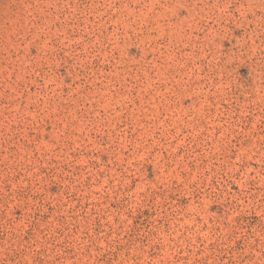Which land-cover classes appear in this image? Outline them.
Instances as JSON below:
<instances>
[{"label": "rangeland", "instance_id": "1", "mask_svg": "<svg viewBox=\"0 0 264 264\" xmlns=\"http://www.w3.org/2000/svg\"><path fill=\"white\" fill-rule=\"evenodd\" d=\"M0 264H264V0H0Z\"/></svg>", "mask_w": 264, "mask_h": 264}]
</instances>
